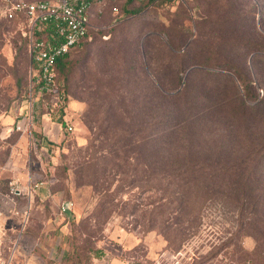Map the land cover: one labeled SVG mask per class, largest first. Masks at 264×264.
Segmentation results:
<instances>
[{"label":"rangeland","instance_id":"rangeland-1","mask_svg":"<svg viewBox=\"0 0 264 264\" xmlns=\"http://www.w3.org/2000/svg\"><path fill=\"white\" fill-rule=\"evenodd\" d=\"M5 1L0 233L12 263L264 264V149L248 155L264 145V53L247 44L264 40V0L93 8L86 40L61 67V98L36 97L31 134L53 144L37 156L16 130L29 113V57L19 27L3 18ZM60 117L71 131L55 125ZM216 151L243 161L234 195H211L213 181L197 182L204 172L170 171ZM28 178L37 185L29 201L8 194L9 182Z\"/></svg>","mask_w":264,"mask_h":264},{"label":"built area","instance_id":"built-area-1","mask_svg":"<svg viewBox=\"0 0 264 264\" xmlns=\"http://www.w3.org/2000/svg\"><path fill=\"white\" fill-rule=\"evenodd\" d=\"M111 1L114 0L5 1L3 17L14 21L22 37L27 40L29 85L23 105L28 108L29 113L24 126H17L16 130L26 134L29 140L33 127L31 111L36 97L48 94L57 100L61 98L56 63L85 37L90 28L92 9L97 7L100 11ZM22 113L20 111L18 115L21 116ZM67 130L71 131V127L68 126ZM33 188L28 184L27 192ZM9 194L18 196L21 191L9 182ZM69 207V203L62 202L61 211L64 212ZM11 262L12 253L5 257L0 247V264Z\"/></svg>","mask_w":264,"mask_h":264},{"label":"trees","instance_id":"trees-1","mask_svg":"<svg viewBox=\"0 0 264 264\" xmlns=\"http://www.w3.org/2000/svg\"><path fill=\"white\" fill-rule=\"evenodd\" d=\"M142 1L143 2H141V3H143L144 6H147V5H151L152 3L153 4L157 3L158 1L173 2L174 0H142ZM27 2H32V1H27ZM130 2H131V0H126V4L127 3L129 4ZM139 10H140V8L137 11H139ZM4 19L7 22H12V23L14 22L12 20H7L6 18H4ZM88 33H89V29H88V32L85 35V37L72 50H74L75 48H77L80 45H82V43L86 40V38L88 36ZM23 40H24L26 48H27V40L24 37H23ZM177 41H179V38L177 39ZM263 41H261V42L248 41L247 44H249V43L252 44V46L249 47V50H257V52L264 53V42ZM167 47L172 52L176 51V48H175L176 45L172 46V45H170L168 43ZM68 54L64 55L56 63V73H57V80L58 81H59V74L61 73L60 72L61 71V67H62V65L64 63V60L67 59ZM29 65H30V63H29ZM147 76H148V74H147ZM240 80L242 81L243 85L246 84V82L244 80H242V79H240ZM156 89H157L158 92L160 91L161 93H163L162 90L159 87H157ZM42 97H43V99L44 98L47 99V98H49V95L48 94H42L41 98ZM166 97L168 99H170V98H173L174 95L173 96L172 95H170V96L167 95ZM243 111H246V108L244 110H241V109L239 110V112H243ZM172 115L173 116H177V113L175 112ZM55 122L57 123V125L60 127L61 130H64L65 132L68 131L67 130L68 126L65 123V121L62 119V117L58 118ZM34 139H35V142L37 143V146L44 145V144L45 145H49V146H53L52 142H48V141L44 140L41 136L35 135ZM258 149H264V145L257 146L255 148H253L251 151L248 152V155H251V154H254V153L258 152ZM188 150H190V149H187V152H188ZM216 152H218V153L217 154H213L212 153L213 155L210 156L209 160H208V157H207L204 162H200L199 159H196L195 162H194V160H192L191 162H189V164H186V166H182V164H181V163H183L182 161L181 162L178 161V163H173V167L170 168V171H172L173 174L175 173L174 177H176V178H179L181 175L185 176L186 174H188L190 176H193V175H195V174H197L199 172L200 173L204 172L205 176H198L199 180L197 182L199 183L201 181V179H203L205 181H213L215 189L211 193V195H213L215 193H220V192L221 193H225L226 195H230V194L234 195L235 194V190L234 189L236 187H238V186L239 187H243L244 186L242 175L240 173H235L236 172L235 170L237 169V166L242 165L243 161L241 160V161H238V162H231L230 160L223 159V157H228L229 156V154L226 151H222V152L216 151ZM188 153H191V152H188ZM220 157H222V158H220ZM185 159H188L190 161V158L188 156ZM218 159H220L221 162H219ZM246 159H248V157H246L244 160H246ZM215 171H218L219 173L226 174V179L224 181H222V180L220 181L219 178L215 179V174H216ZM220 175H222V174H220ZM205 177H207V178H205ZM190 178H192V177H190ZM236 179H237V181H236ZM8 193H9V191H8ZM241 193L242 192L240 190L239 194H241ZM239 194H236V195L240 196ZM12 197L15 198V199L16 198L20 199V197L22 198L21 195L12 196ZM235 202L238 203V205H239L238 209H241L242 211L246 210L245 208L248 207V205H246V203L248 201H246V200L242 199V200L235 201ZM232 203H234V202H232ZM258 203H259V201H258ZM257 221L260 222L261 220L257 219ZM25 229H26V223L23 226L22 232H24ZM101 256H103V252L101 250H96L95 251V258L99 259ZM77 261H78V264H84V262H81L80 260H77ZM57 264H63V263H57ZM87 264H89V263H87Z\"/></svg>","mask_w":264,"mask_h":264},{"label":"crops","instance_id":"crops-1","mask_svg":"<svg viewBox=\"0 0 264 264\" xmlns=\"http://www.w3.org/2000/svg\"><path fill=\"white\" fill-rule=\"evenodd\" d=\"M29 57V56H28ZM29 63H30V60H29ZM30 66V65H29ZM24 123H25V121L23 122V124H22V126H24ZM55 125H57V124H55ZM22 134H24V133H22ZM25 136H26V138H28V144L30 145V147H31V149L33 150L34 149V154L37 156V143L35 142V137L34 136H32V134H31V139L29 140V137L26 135V134H24ZM31 142H32V144H31ZM34 143V144H33ZM18 181H20V180H13V181H11V183L14 185V187H16L18 190H20L21 191V196H22V198L24 197V195H27L28 194V196H26V199H28V201L30 200V192L28 193L27 192V186H28V182H30L29 181V178L25 181V182H27V183H25V182H18ZM18 183V184H17ZM30 184V183H29ZM37 188V185H34V188ZM42 189L43 188H45L46 189V187H44V186H42L41 187ZM9 189V188H8ZM37 190V189H36ZM36 190H34V192L36 191ZM46 192V191H45ZM27 193V194H26ZM9 194V193H8ZM8 194H7V196H8ZM21 198V199H22ZM6 240L3 238V236H2V234L0 233V247H1V250H2V253H3V255L6 257L9 253H10V250H9V248H8V244H6V242H5ZM8 243V242H7ZM2 245V246H1ZM12 253V252H11ZM13 254H12V261H13ZM11 264H13L12 262H11Z\"/></svg>","mask_w":264,"mask_h":264}]
</instances>
